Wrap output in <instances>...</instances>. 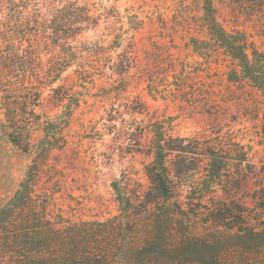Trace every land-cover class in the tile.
Segmentation results:
<instances>
[{"label":"rangeland","instance_id":"1","mask_svg":"<svg viewBox=\"0 0 264 264\" xmlns=\"http://www.w3.org/2000/svg\"><path fill=\"white\" fill-rule=\"evenodd\" d=\"M52 1L23 0V17L39 13L52 19ZM239 3L217 0L220 21L229 31H244L249 41L264 50V35L258 30L261 21L250 16V6ZM56 5L63 8L60 2ZM78 6H85V30L75 38L64 27L61 35L23 42L22 49L42 53L44 61L63 52L78 56L54 83L62 89L53 91L46 85L35 107L40 116L22 118L27 128L16 135L11 136V128L4 125L2 103L21 93L11 94L0 86V210L23 182L31 181L32 199L19 219L31 211L62 222L114 219L121 206L113 181L120 180L137 206L149 189L146 166L153 159L158 128L173 137L226 136L222 147L234 148L237 158L230 157L232 172L225 179L241 178V169L248 173L227 190L226 181L220 182L203 198L190 187L201 183L202 175L189 174L180 199L199 212L191 213L185 226L198 233L210 228L203 222L209 217L203 213L204 205L218 200H229L235 209L243 207L245 219L260 225L264 211L254 197L264 179V97L245 83L228 80L231 59L203 27L202 1L78 0L73 6L77 13ZM2 83L6 84L5 79ZM232 141L241 145L232 146ZM176 155L171 157L176 160ZM187 156L188 166L198 162L193 154ZM140 211L136 207L133 214L147 215ZM190 219L191 224H186ZM217 234L211 237L212 252L220 251L224 264H240L239 260L264 264V236L246 240L228 235L223 242L226 234L220 232L221 238ZM234 245H240V253L234 252ZM204 258L189 252L164 253L153 261L177 264L180 259Z\"/></svg>","mask_w":264,"mask_h":264},{"label":"trees","instance_id":"2","mask_svg":"<svg viewBox=\"0 0 264 264\" xmlns=\"http://www.w3.org/2000/svg\"><path fill=\"white\" fill-rule=\"evenodd\" d=\"M53 1L55 14L59 16L54 14L49 19L39 13L28 14L24 18L23 0H0V86H6L11 94L21 93L20 97L8 96L2 103L6 118L4 125L11 128V136L27 128L21 124L22 118L40 116L35 107L41 103L44 87L50 85L53 91L61 90L62 86L54 87V83L60 80L78 56L77 52H63L51 54L44 61L42 53L21 48L24 41L32 43L51 35H61L64 27L71 31L68 35L73 38L85 30V6H78L80 12L77 13L73 6L78 4V0ZM201 1L202 25L207 35L231 59L228 80L245 83L260 91L264 97V50L249 41L244 31H229L224 26L217 15V0ZM238 1L241 7L250 6L249 14L261 21L258 30L264 35V0ZM56 2H60L63 8L59 9ZM195 40L196 44L198 40ZM33 74H36V79H33ZM4 79L6 84L2 83ZM153 140V159L146 166L149 189L137 206L120 180L113 181L121 212L111 220L62 222L36 211L28 213L23 220L19 219L32 199L31 181L29 184L23 182L17 194L0 210V264H158L153 260L161 254L183 255L186 252L207 258L190 262L180 259L177 264H224L222 253L212 252L211 237H217V232L220 238L223 237L220 232L226 234L223 242L228 235L246 240L264 236V221L260 225L252 224L250 219H245V209H235L229 200L204 205L207 211L203 213L209 217H205L203 222L210 228L203 233L193 231L191 226L184 224L191 213L199 212L191 203L180 199L183 187L188 184L184 179L189 174L202 175L201 183L190 185L191 190L201 198L206 192L214 191L220 182L226 181L224 187L227 190L234 182L248 177V173L241 169L238 173L241 178L238 177L236 181L225 179L227 173L232 172L230 157L237 158L233 156L237 153L234 148L222 147L224 143L227 144L226 136L173 137L157 128ZM231 145L241 144L232 141ZM174 152H177L179 160L171 157ZM188 154H193L198 162L188 166ZM254 200L264 211V179ZM136 207L147 215L137 218L133 214ZM235 210L239 213H235ZM234 218L237 220L234 221ZM165 219L168 220L167 224ZM189 223L191 219L186 224ZM172 232L174 238L171 240ZM241 242L242 245L244 240ZM234 246V252L240 253V245ZM230 264L237 263L233 261Z\"/></svg>","mask_w":264,"mask_h":264}]
</instances>
